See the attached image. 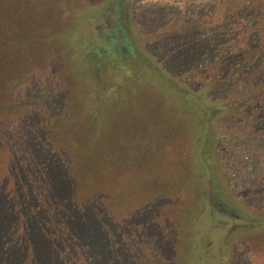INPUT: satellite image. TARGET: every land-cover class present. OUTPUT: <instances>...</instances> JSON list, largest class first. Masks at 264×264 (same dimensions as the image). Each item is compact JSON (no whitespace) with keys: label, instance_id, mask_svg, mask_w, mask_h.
I'll return each mask as SVG.
<instances>
[{"label":"trees","instance_id":"obj_1","mask_svg":"<svg viewBox=\"0 0 264 264\" xmlns=\"http://www.w3.org/2000/svg\"><path fill=\"white\" fill-rule=\"evenodd\" d=\"M23 1L0 0V57L9 58L0 72V264H141L133 237L124 241L119 230L110 231L123 224L128 229L137 217L153 211L174 215L170 221L178 228L173 233L192 231V218L186 226L191 207L185 183L171 186L168 203L161 189L170 167L166 162L157 165L139 157L138 167L124 168L137 153L125 150L122 134L101 128L106 113L99 98L78 93L83 67L97 71L107 61L134 57V51L162 80L154 93L167 103V97L182 102L184 115L202 119L203 136L193 143L203 138L215 143L218 171L226 179V185H217L216 195L225 188L250 192L252 202L245 201L264 212V0H186L183 6L154 0L153 5H161L159 17L173 20L174 28L183 31L154 39L156 51L165 48V62L159 58L164 53L153 51L147 58L129 43L121 46L127 42L121 39L70 59L67 29L40 38L46 46L41 57L32 60L31 55L25 61L27 46L39 39L23 27ZM47 49L59 50L56 77H74L80 100L75 106L82 105V113L76 110L69 116L74 100L69 103L56 94L48 104L52 117L43 118L38 101L47 94V81L41 82L38 104L26 102L33 89L25 80L36 72L23 64L43 62ZM153 59L156 63L150 64ZM64 111L66 116L61 115ZM54 119L65 129L54 125ZM49 125L54 128L48 130ZM74 125L85 127L71 129ZM57 146L70 156H63ZM123 152L129 157L119 163ZM160 236L150 248H139L143 264L157 253L174 256L172 243Z\"/></svg>","mask_w":264,"mask_h":264},{"label":"rangeland","instance_id":"obj_2","mask_svg":"<svg viewBox=\"0 0 264 264\" xmlns=\"http://www.w3.org/2000/svg\"><path fill=\"white\" fill-rule=\"evenodd\" d=\"M153 2L154 0H24L23 6L27 11L21 13L25 18L23 27L30 31L28 36L34 35L39 39L33 41L31 47L27 46L29 51L25 61L31 55L32 60L41 57L46 46L40 38L64 34V29L69 32L66 47L70 59H80L83 51L96 50L105 47L110 40L119 39L127 41L121 43V46L129 43L147 58H151L153 51L164 53V47L159 51L155 49L156 36L159 40L163 36L168 39L169 35L180 36L183 31L174 28L173 20L160 18L161 5H153ZM170 2L172 1L162 3ZM174 2L176 6H183L186 0ZM52 44L53 48L58 46L57 43ZM58 51L47 49L43 62L23 64L27 68H34L30 72H36L25 80V84L33 89L26 102L36 104L38 93H41L42 89L41 82H48L47 94L41 96L38 101V111L43 118L52 117L48 104L55 101L56 94L61 96L63 101H75V109H68L69 116L76 110L82 113V105L75 106L76 100H80L76 93L74 77L62 73L57 77L55 75L54 58ZM134 53V57L128 55L123 62L107 61L97 71L90 65L83 67L81 74L84 89L78 91L79 96L90 94L91 99L97 96L99 105L102 104L101 108L106 113L101 128L106 133L115 130V133L122 134L125 150L137 153V156L131 155L130 165H125L124 168L135 169L138 167L135 162L140 158L146 161V157L157 165L166 162L170 166L164 174L165 185L161 187L167 193L163 200L170 202L168 193L171 192L173 184L185 183L191 207L186 226H189L191 218L195 224L192 231L173 233V230L178 228V225L170 221L174 215L171 217L165 212L159 215L153 211L151 215L137 217L128 229L126 224H123L120 228V225H117L116 230L113 227L114 232H110L119 230V238L124 241H130V237H133L137 245L136 258L141 264L145 256L139 248H150L155 238L161 237L160 234H165L167 241L172 243L174 256L157 257V253L151 256L153 259L147 257L145 264H264V212H259L249 204L252 202L250 192H244L242 195L225 188V192L216 195V188L226 185V179L218 171L215 143L209 139L205 141V138L203 141L198 140L197 145L193 143L203 136L202 119L184 115L182 102L167 97V103L162 95L157 96L154 93L156 85L162 83V80L151 74L150 66L145 60L143 63L141 54L135 51ZM166 56L164 53L159 58L165 62ZM6 59L9 58L0 57V72ZM153 60L154 63L150 61V64L156 63L155 59ZM138 62L142 64L137 66ZM67 114L68 112L64 111L61 115ZM62 124L60 120H55L54 125L65 129ZM84 127L74 125L71 129L81 130ZM49 128L54 126L49 125L48 130ZM189 148H193L191 153ZM57 150L65 157L70 156L62 147L57 146ZM121 157L119 163H124L129 155L123 152ZM122 177L124 178V175ZM262 210L264 211V208ZM149 219V226L143 228L145 220ZM151 229L154 233L150 234Z\"/></svg>","mask_w":264,"mask_h":264}]
</instances>
